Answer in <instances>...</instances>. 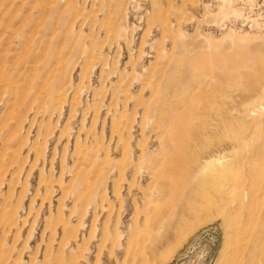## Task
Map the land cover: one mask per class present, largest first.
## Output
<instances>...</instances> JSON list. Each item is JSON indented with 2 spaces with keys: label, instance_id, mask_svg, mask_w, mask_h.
Here are the masks:
<instances>
[{
  "label": "rangeland",
  "instance_id": "374dc122",
  "mask_svg": "<svg viewBox=\"0 0 264 264\" xmlns=\"http://www.w3.org/2000/svg\"><path fill=\"white\" fill-rule=\"evenodd\" d=\"M261 75L264 0H0V264H221L235 244L264 264V100L255 135L198 174L190 214L165 198L236 144L206 133L191 95L230 120Z\"/></svg>",
  "mask_w": 264,
  "mask_h": 264
},
{
  "label": "bare ground",
  "instance_id": "6f19581e",
  "mask_svg": "<svg viewBox=\"0 0 264 264\" xmlns=\"http://www.w3.org/2000/svg\"><path fill=\"white\" fill-rule=\"evenodd\" d=\"M200 63V62H199ZM259 70V69H258ZM209 71V70H208ZM207 71V72H208ZM205 73V72H204ZM219 75V74H218ZM234 75H235V73H234ZM225 76V75H224ZM210 77V76H209ZM229 77V76H228ZM227 77V78H228ZM256 78H257V81L256 82H258V83H260L261 81H263V83H264V76L263 75H261V76H256ZM203 79V78H202ZM219 79H223V78H220V76H219ZM199 80V79H198ZM206 80V79H205ZM234 80V79H233ZM226 81V80H225ZM202 85H204V82H203V80H202ZM217 83V82H216ZM263 83H260L261 85L259 86V87H257L256 89H254V92L251 94V92H250V94L251 95H248V97H247V95H246V98H244L243 100H241V101H239V102H237L236 103V101L235 102H233V103H231V107H229V106H227V107H229L228 109H227V111H228V113H230V120H228L227 119V117H225V116H222L221 118L220 117H218V116H215V117H217L218 118V120L216 121V120H214V121H216V122H214V123H209L208 121H209V118L212 116H214V115H211L210 113H212V112H210V111H212V110H215L216 109V105L214 106L212 103H210L209 101H208V99H206L204 96H206L205 94H202V92H198V93H195L196 92V90L198 89V88H192L193 86H196V85H191L192 87H191V89H195V90H193V91H195L194 93L195 94H192L191 95V98H190V100L193 102V104H194V113L196 114L195 115V118L199 121V123L201 122V124H202V127H203V129H205V130H207L206 131V133H208V131H210V132H213L214 130H216V129H218V132L220 133V135H223V136H226L228 133H230V132H233L234 134H235V136H236V144L234 143V144H231L230 145V147H226V149L225 148H220L219 150H217L216 151V153H209L208 155H206V156H204V158L203 159H200V157H198L195 161V170L193 169V172L190 174L189 173V194H186V195H184V193H183V191L180 193V192H176V193H174L173 192V188L172 189H169V190H167V188H166V191H167V194L165 195V198L166 199H169L170 201H171V199L173 198L174 200H173V203L171 204V207H169L170 208V210H168V214H169V217L170 216H172L174 219H177V220H180V219H182V218H184L185 216H187L188 214H190V212L191 211H193V209H194V199H193V197H199L202 193H201V191H203V183H202V181H201V179L199 178V176H198V174L200 175V173L201 172H203V170L204 169H207L208 170V168H214L215 167V169H219V167L217 166L220 162H222L224 159H226V155H225V151L228 149V150H233L234 149V147H236V146H241V145H243V141H245L246 139H249L251 136H254L255 135V133H254V131L253 130H249L250 129V127H248V125L246 124V122L244 121L245 119H247V117H251V116H253V109H251V106L253 105V104H256V103H258V102H260V101H262V100H264V91H263V89L264 88H262V84ZM207 84V83H206ZM52 85V84H51ZM50 85V86H51ZM202 85H201V88H203L202 87ZM215 85V84H214ZM197 86H198V84H197ZM253 86V85H252ZM189 89V88H188ZM187 89V90H188ZM200 90V89H199ZM203 90V89H202ZM215 90V89H214ZM166 92V91H165ZM168 92V91H167ZM188 92V91H187ZM208 92V91H207ZM222 92V91H221ZM248 92V91H247ZM192 93V92H191ZM205 93V92H204ZM236 93V92H235ZM242 93V92H241ZM237 94H239V93H237ZM208 95V94H207ZM241 95H243V94H241ZM180 96V95H179ZM178 95H177V97H179ZM182 96V95H181ZM245 96V95H244ZM243 96V97H244ZM189 97V96H188ZM214 97H218V100H217V102H218V104H219V102L221 103V100H223L224 99V95L223 94H221V95H216V96H214ZM235 97V96H234ZM239 97V96H238ZM181 98V97H180ZM207 98H209V100H211L210 98V94L207 96ZM240 99H241V97H240ZM186 100V99H185ZM233 100V99H232ZM235 100V99H234ZM238 100H239V98H238ZM171 101H173V100H171ZM215 101V100H214ZM215 103H216V101H215ZM192 104V103H191ZM217 104V103H216ZM222 104V103H221ZM187 106V105H186ZM190 106V105H189ZM254 106V105H253ZM221 108H222V106H221ZM157 110V109H156ZM226 111V112H227ZM215 112V111H214ZM257 112V111H256ZM217 113V112H216ZM222 113V112H221ZM234 113V114H233ZM192 114V113H191ZM214 114V113H213ZM233 114V115H232ZM256 114V113H255ZM257 115V114H256ZM148 116V115H147ZM189 116V115H188ZM255 116V115H254ZM253 116V117H254ZM171 117V116H170ZM192 117V116H191ZM188 118V117H187ZM186 118V119H187ZM192 119H194V117L192 118ZM250 119H252V117L250 118ZM188 120V119H187ZM235 120H237V121H240L241 120V122H240V124L239 125H235L234 124V122H235ZM163 121V120H162ZM170 121V120H169ZM172 121V120H171ZM189 121V120H188ZM187 121V122H188ZM194 121V120H193ZM185 122V121H184ZM252 122H254V121H252ZM198 123V124H199ZM185 124V123H184ZM177 125V124H176ZM182 125V124H181ZM122 126V125H121ZM192 126V125H191ZM253 126V125H252ZM137 127V126H136ZM176 128V127H175ZM187 128H188V126H187ZM186 128V129H187ZM247 128H249V129H247ZM185 129V128H184ZM201 129V128H200ZM199 129V130H200ZM202 130V129H201ZM191 131V130H190ZM190 131H189V133H190ZM192 131H194V130H192ZM195 131H197V130H195ZM217 131V130H216ZM203 133L204 131H200V133ZM199 133V134H200ZM201 133V134H202ZM215 134H217L216 132H214ZM214 133H212V134H214ZM194 134H196L195 132H194ZM205 133H203V135H204ZM162 135V134H161ZM186 135V134H185ZM191 135H192V133H191ZM218 135V134H217ZM149 136V135H148ZM181 136H183V135H181ZM189 136V134L187 135V137ZM195 136H198V135H195ZM184 137V136H183ZM186 137V136H185ZM191 137V136H190ZM197 137H194V135L191 137V139L189 138L188 139V141H192V140H195ZM199 138H201L200 136H199ZM181 139V138H180ZM179 139V140H180ZM183 139V138H182ZM202 139V138H201ZM199 140V139H198ZM184 141H186L185 140V138H184ZM181 142V141H180ZM179 142V143H180ZM162 143V142H161ZM174 143V142H173ZM169 144V143H168ZM192 144V143H191ZM144 145V144H143ZM185 145H189V143L187 144H185ZM225 145V144H224ZM118 146V145H117ZM169 146V145H168ZM167 147V146H166ZM187 148H188V146H187ZM148 149V148H147ZM154 150V149H153ZM186 150V149H185ZM184 151V150H183ZM182 151V152H183ZM167 152V151H166ZM181 152V153H182ZM191 155V154H190ZM167 156V155H166ZM142 157H143V155H142ZM145 157H146V155H145ZM141 158V157H140ZM167 158V157H166ZM183 158V157H182ZM73 159V158H72ZM155 159V158H154ZM171 159V158H170ZM177 159H179V158H177ZM176 159V160H177ZM152 160V159H151ZM148 161V160H147ZM150 161V160H149ZM148 161V162H149ZM168 161V160H167ZM152 162V161H151ZM154 162V161H153ZM158 162V161H157ZM169 162V161H168ZM160 163V162H159ZM148 164V163H147ZM153 164V163H152ZM155 164H156V160H155ZM158 164V163H157ZM161 164V163H160ZM160 164H159V167H160ZM162 165H164V164H162ZM135 166V165H134ZM147 166V165H146ZM149 166L150 165H148L147 167H146V169L148 170V168H149ZM156 166V165H155ZM158 167V166H157ZM162 167V166H161ZM165 167V171H169V170H166V168L168 167L167 165L166 166H164ZM163 167V168H164ZM86 168V167H85ZM135 168V167H134ZM152 169L154 168V167H151ZM151 168H149V169H151ZM133 169V168H132ZM169 169V168H168ZM171 171V170H170ZM191 171V170H190ZM150 172V171H149ZM157 172V171H156ZM177 172V171H176ZM147 173V172H146ZM152 175L154 174V173H152V172H150ZM170 174H172L173 173V171H172V173L171 172H169ZM149 174V173H148ZM159 174H160V172H159ZM162 174V173H161ZM168 174V173H167ZM175 174V173H174ZM173 174V175H174ZM156 175V174H155ZM155 175L152 177V180L154 179L155 181H156V177H155ZM157 175H158V173H157ZM178 175V174H177ZM163 177L164 176H166V175H162ZM167 176H171V175H167ZM166 176V177H167ZM166 177H164V178H166ZM178 177V176H177ZM181 177V176H180ZM183 177H185V176H183ZM202 177V176H201ZM206 177V176H205ZM161 179V181L162 180H164V179H162V177H160ZM208 178V177H207ZM159 179V178H158ZM168 179V178H167ZM178 179V178H177ZM185 180V179H184ZM158 181V180H157ZM161 181H158V182H161ZM180 181H181V179H180ZM186 181H187V179H186ZM162 183H164V182H162ZM222 183V182H221ZM91 184V183H90ZM158 184V183H157ZM165 184H167V182L165 183ZM177 184H179L178 182H177ZM163 187V186H162ZM170 187V186H169ZM182 187V186H181ZM180 188V187H179ZM187 188V187H186ZM55 190H57V189H55ZM163 190V189H162ZM178 190V189H177ZM180 190V189H179ZM181 191V190H180ZM135 193V192H134ZM201 193V194H200ZM156 194V193H155ZM154 194V195H155ZM158 194V193H157ZM226 194V193H225ZM224 194V195H225ZM153 195V194H152ZM75 196V195H74ZM155 197H156V195H155ZM141 198V197H140ZM143 198V197H142ZM145 198V197H144ZM164 198V199H165ZM159 199V198H158ZM208 199V198H207ZM232 201H233V199H231ZM230 200V201H231ZM151 201V200H150ZM217 201H219V200H217ZM222 201V200H221ZM235 201V200H234ZM149 202V201H148ZM216 202V201H215ZM223 202V201H222ZM243 202V201H242ZM151 203V202H150ZM218 203V202H217ZM221 203V202H220ZM235 203V202H234ZM234 203H233V205H234ZM238 203V202H237ZM250 203V202H249ZM156 204H158V203H156ZM170 204V203H169ZM212 204V203H211ZM69 205V204H68ZM194 205V206H193ZM239 205L240 204H238V209H240L239 208ZM243 205V204H242ZM247 205V204H246ZM156 206V205H155ZM158 206V205H157ZM207 206H209V205H207ZM222 206V205H221ZM225 206H226V204H225ZM230 206V205H229ZM228 206V207H229ZM244 206V205H243ZM153 207V206H152ZM168 207V206H167ZM232 207V206H231ZM234 208H235V206H233ZM247 207V206H246ZM254 207V206H253ZM227 208V207H226ZM225 208V209H226ZM233 208V209H234ZM98 209V208H97ZM96 209V210H97ZM148 209V208H147ZM163 209V208H162ZM232 209V208H231ZM232 209V210H233ZM237 209V208H236ZM245 209V208H244ZM247 209H248V207H247ZM153 210H154V208H153ZM250 213H251V217L253 216V214H252V212L250 211V205H249V210H248ZM153 212H155V211H153ZM165 212V211H164ZM230 212V211H229ZM245 212H246V210H245ZM249 212H246L245 214H247V213H249ZM226 213V212H225ZM153 214V213H152ZM155 214V213H154ZM164 214V213H163ZM162 214V215H163ZM226 214H228V212L226 213ZM244 214V213H243ZM157 215V214H156ZM229 215V214H228ZM227 215V216H228ZM230 216V215H229ZM255 216V215H254ZM237 217V216H236ZM247 217H249V214L247 215ZM256 217V216H255ZM14 218V217H13ZM231 218V217H230ZM225 219V218H224ZM229 219V218H228ZM244 219H245V217H244ZM247 219V218H246ZM254 219V218H253ZM158 220V219H157ZM227 220V219H226ZM236 220V219H235ZM160 221V220H159ZM170 221V220H169ZM242 221V220H241ZM251 224H253L252 223V218H251ZM249 221V222H250ZM231 222V221H230ZM239 222V221H238ZM243 222V221H242ZM247 222V221H246ZM160 222H158V224H159ZM167 223V222H166ZM170 223H172V222H168V226H169V224ZM232 223V222H231ZM244 223H245V221H244ZM17 224V223H16ZM157 224V223H156ZM163 224V223H162ZM175 224V223H174ZM228 224H230V223H228ZM235 224H237V223H235ZM239 224V223H238ZM250 224V225H251ZM231 226H232V224H230ZM229 225V226H230ZM176 226V225H175ZM234 226V225H233ZM253 226V225H252ZM252 226H249V227H252ZM236 227V226H235ZM243 227V226H242ZM175 228V227H174ZM232 228V227H231ZM261 228L263 229V227L261 226ZM163 229V228H162ZM161 229V230H162ZM235 229V228H234ZM244 229V228H243ZM249 228H247L246 230H248ZM169 230V229H168ZM237 230H239L238 228H237ZM233 231V230H232ZM249 232V231H248ZM256 233H258L259 234V232H256ZM124 234V233H123ZM128 236H129V234H128V232L126 233ZM126 234H124V235H122V233H120V236H119V241H120V243L118 244L119 246H121V244H124L126 247H127V245H128V241H129V238L126 236ZM246 234V233H245ZM251 234V233H250ZM262 234V233H261ZM263 235V234H262ZM236 236V235H235ZM243 236H245L244 234H243ZM248 236V235H247ZM98 237V236H97ZM93 238V237H92ZM239 238V237H238ZM244 238H246V236L244 237ZM247 238H249V237H247ZM251 238V237H250ZM254 238V240L256 239L255 237H253ZM263 238H264V236H263ZM262 238V239H263ZM57 239V238H56ZM234 239H235V237H234ZM258 239V238H257ZM6 240V239H5ZM264 240V239H263ZM263 240H261V241H263ZM7 241V240H6ZM233 241V240H232ZM245 241H247L246 239H245ZM256 241V240H255ZM258 241H260V239L258 240ZM260 241V242H261ZM239 242H240V240H239ZM242 242V241H241ZM249 242V241H248ZM247 243V242H246ZM246 243H244V244H246ZM264 243V242H263ZM262 243V244H263ZM42 244V243H41ZM67 244V243H66ZM241 244V243H240ZM243 244V243H242ZM241 244V245H242ZM248 244V243H247ZM251 244V243H250ZM254 244H255V242H254ZM261 244V245H262ZM233 245V244H232ZM236 245V244H235ZM235 245L232 247V249H231V251L229 252V254H228V256L227 257H225L224 258V260L222 261V263L221 264H251L252 263V260H251V262L249 263H247V261L246 262H244L243 261V249L246 247H244L243 245H242V247L243 248H241V247H239V246H236L235 247ZM238 245V244H237ZM261 245H258V246H260L261 247ZM124 246V247H125ZM255 246H257V245H255ZM254 246V247H255ZM249 247V246H248ZM252 248H253V246H251ZM251 247H249V249L247 250V251H249L250 250V248ZM264 248V247H263ZM225 249H227V248H225ZM246 249V248H245ZM255 250H256V248H254ZM65 250V249H64ZM253 249H251V251H252ZM255 250H253L254 251V253H255ZM259 250V249H258ZM264 250V249H263ZM127 251V250H126ZM252 251V252H253ZM257 251V250H256ZM245 252V251H244ZM264 252V251H263ZM262 252V253H263ZM249 253V252H248ZM247 253V254H248ZM126 255H128V253H125V255H124V258H126ZM253 255V254H252ZM251 254H249V256L250 257H254V255L252 256ZM258 255V254H257ZM259 255H261V254H259ZM248 256V255H247ZM257 257H259V256H257ZM260 257H262V256H260ZM140 258V257H139ZM139 258H138V260H139ZM263 258V257H262ZM222 259V258H221ZM248 259V258H247ZM127 260V259H126ZM141 260H142V258H141ZM144 260V259H143ZM257 260V259H256ZM145 261V260H144ZM144 261H142V262H144ZM248 261H250V260H248ZM264 261V260H263ZM36 262V261H35ZM82 262V261H81ZM130 262V261H129ZM134 262H135V259H134ZM139 263V262H138ZM193 263V262H192ZM264 263V262H263ZM117 264V263H116ZM127 264H130V263H127ZM132 264H133V262H132ZM219 264V263H218ZM256 264V263H255Z\"/></svg>",
  "mask_w": 264,
  "mask_h": 264
}]
</instances>
